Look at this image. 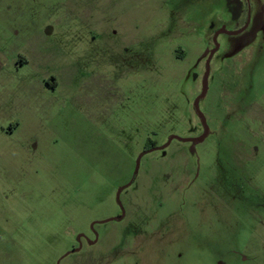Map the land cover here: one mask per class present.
I'll return each instance as SVG.
<instances>
[{"label":"rangeland","instance_id":"374dc122","mask_svg":"<svg viewBox=\"0 0 264 264\" xmlns=\"http://www.w3.org/2000/svg\"><path fill=\"white\" fill-rule=\"evenodd\" d=\"M250 7L0 0V264H264V0ZM222 28L244 30L217 38L205 128ZM149 141L166 146L135 174Z\"/></svg>","mask_w":264,"mask_h":264},{"label":"water","instance_id":"95a60500","mask_svg":"<svg viewBox=\"0 0 264 264\" xmlns=\"http://www.w3.org/2000/svg\"><path fill=\"white\" fill-rule=\"evenodd\" d=\"M243 30H244V28L239 29V30H235V31H228V30H226L225 28H222V29H220L219 31H217V32L215 33V35H214L215 48L209 53V56H208V58H207L206 71H205L204 78H203V89H202L200 95L196 98V100H195V104H194V106H195V110H196V112H197L199 118H200V119L202 120V122L204 123L205 128H206V121H205L204 114H203V113L201 112V110H200L199 103H200V100L205 96L206 91H207V87H208V77H209V73H210V61H211V59H212V56H213L214 52L216 51V48L219 46L218 41H217V38H218V36H219L220 34H222V33L235 35V34H239V33H241ZM205 136H206V134H203L202 136H200V137H196V138H180V137H177V136H172V137L170 138V141H169V142H171L173 139H180V140H182V141L200 142V141H202V140L205 138ZM165 146H166V145H164V146H154V147H152V148H150V149H147V150L143 151V152L139 155V157L137 158L135 174L137 173V169H138V167H139V165H140L141 158L143 157L144 154H146L147 152H150V151L156 150V149H163V148H165ZM131 183H132V181L129 182L128 184H126V185L120 187V188L118 189V191H117L116 199H117V202H118V204H119V206H120V208H121V210H122V214H121L117 219L122 218L123 215H124V212H125V210H124V206H123V203H122V201H121V192H122L125 188H127L128 186H130ZM112 219H114V218H109V219L103 220L102 222H107V221H110V220H112ZM81 235H82V234H80V236H81ZM80 236H79V238H80ZM79 249H80V248H75L74 251H78Z\"/></svg>","mask_w":264,"mask_h":264},{"label":"flooded vegetation","instance_id":"af4514ba","mask_svg":"<svg viewBox=\"0 0 264 264\" xmlns=\"http://www.w3.org/2000/svg\"><path fill=\"white\" fill-rule=\"evenodd\" d=\"M250 3H251V0H246V6H247V12H248V15H250V10H251V7H250ZM217 30H214V32H216ZM214 32H213V37H212V42H213V48L211 49V51L215 48V44H214ZM243 32V31H242ZM218 48H219V46L216 48V51L214 52V54H213V56H212V58L215 56V54H216V52H217V50H218ZM210 51V52H211ZM208 58V57H207ZM212 60V59H211ZM206 62H207V59L205 60ZM96 93H97V97H99V98H103L104 96H103V94L99 91V92H97L96 91ZM96 93L94 94V95H96ZM201 101V100H200ZM196 111V110H195ZM197 113V112H196ZM199 120H200V122H201V125H202V120L199 118ZM202 136V135H201ZM154 147V146H153ZM150 148H152V147H149L148 149H150ZM126 189V188H125ZM123 192V191H122ZM121 192V193H122ZM119 205V204H118ZM120 207V206H119ZM96 224V222L95 223H93V227H94V225ZM80 237H83V239L85 238V235L84 234H82ZM78 241H79V243H81L82 242V240L78 237Z\"/></svg>","mask_w":264,"mask_h":264},{"label":"trees","instance_id":"16d2710c","mask_svg":"<svg viewBox=\"0 0 264 264\" xmlns=\"http://www.w3.org/2000/svg\"><path fill=\"white\" fill-rule=\"evenodd\" d=\"M147 145H148L149 147H153V146H154V143H153V141H149V142L147 143Z\"/></svg>","mask_w":264,"mask_h":264},{"label":"crops","instance_id":"0c3cea01","mask_svg":"<svg viewBox=\"0 0 264 264\" xmlns=\"http://www.w3.org/2000/svg\"><path fill=\"white\" fill-rule=\"evenodd\" d=\"M14 128H15L14 126H11L10 131L14 130Z\"/></svg>","mask_w":264,"mask_h":264}]
</instances>
